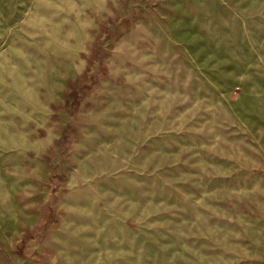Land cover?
I'll return each mask as SVG.
<instances>
[{"label": "rangeland", "instance_id": "1", "mask_svg": "<svg viewBox=\"0 0 264 264\" xmlns=\"http://www.w3.org/2000/svg\"><path fill=\"white\" fill-rule=\"evenodd\" d=\"M5 3L0 264H264V0Z\"/></svg>", "mask_w": 264, "mask_h": 264}, {"label": "crops", "instance_id": "2", "mask_svg": "<svg viewBox=\"0 0 264 264\" xmlns=\"http://www.w3.org/2000/svg\"><path fill=\"white\" fill-rule=\"evenodd\" d=\"M6 0H0V19L1 21H5V15H4V6H6V3H5Z\"/></svg>", "mask_w": 264, "mask_h": 264}]
</instances>
